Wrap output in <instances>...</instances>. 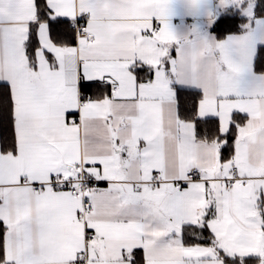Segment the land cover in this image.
I'll return each instance as SVG.
<instances>
[{
  "label": "snow or ice",
  "instance_id": "snow-or-ice-1",
  "mask_svg": "<svg viewBox=\"0 0 264 264\" xmlns=\"http://www.w3.org/2000/svg\"><path fill=\"white\" fill-rule=\"evenodd\" d=\"M0 264H264V0H0Z\"/></svg>",
  "mask_w": 264,
  "mask_h": 264
},
{
  "label": "trees",
  "instance_id": "trees-1",
  "mask_svg": "<svg viewBox=\"0 0 264 264\" xmlns=\"http://www.w3.org/2000/svg\"><path fill=\"white\" fill-rule=\"evenodd\" d=\"M237 23H239V21H237ZM233 30H235V27L233 28Z\"/></svg>",
  "mask_w": 264,
  "mask_h": 264
}]
</instances>
